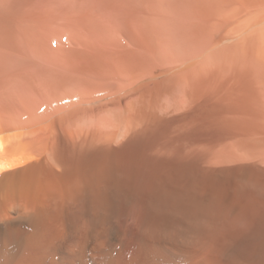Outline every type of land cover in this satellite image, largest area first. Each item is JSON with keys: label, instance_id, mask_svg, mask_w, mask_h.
<instances>
[{"label": "bare ground", "instance_id": "6f19581e", "mask_svg": "<svg viewBox=\"0 0 264 264\" xmlns=\"http://www.w3.org/2000/svg\"><path fill=\"white\" fill-rule=\"evenodd\" d=\"M176 92L149 133L0 127V264H264V133L224 128L237 88Z\"/></svg>", "mask_w": 264, "mask_h": 264}, {"label": "rangeland", "instance_id": "374dc122", "mask_svg": "<svg viewBox=\"0 0 264 264\" xmlns=\"http://www.w3.org/2000/svg\"><path fill=\"white\" fill-rule=\"evenodd\" d=\"M171 86L241 90L224 128L264 133V0H0L1 128L146 133Z\"/></svg>", "mask_w": 264, "mask_h": 264}]
</instances>
